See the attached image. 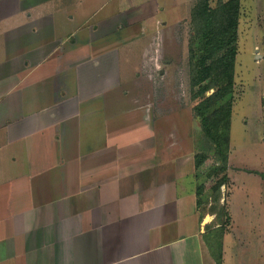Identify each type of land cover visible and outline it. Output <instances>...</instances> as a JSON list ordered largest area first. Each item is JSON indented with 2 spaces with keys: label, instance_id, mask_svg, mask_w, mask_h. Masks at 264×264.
<instances>
[{
  "label": "crops",
  "instance_id": "crops-1",
  "mask_svg": "<svg viewBox=\"0 0 264 264\" xmlns=\"http://www.w3.org/2000/svg\"><path fill=\"white\" fill-rule=\"evenodd\" d=\"M180 1L0 0V70L20 66L13 77L0 73V108L44 107L37 97L49 86L50 108L76 114L75 126L64 113L58 117L59 128L75 129L71 142L66 136L76 146L74 171L42 169L39 177L50 172L59 189L60 177L73 171L82 193L117 194L58 202L60 217L45 223L49 231L42 219L54 202L22 200L20 219L27 221L18 233L16 218L4 210L0 264H216L196 208L194 153H173L159 142L150 108L135 97L150 82L140 68L147 49ZM108 146L113 158H106ZM71 206L82 212L70 216ZM33 219L41 222L30 225ZM95 230L98 247L89 236L87 247L76 248V232ZM222 264H229L225 246Z\"/></svg>",
  "mask_w": 264,
  "mask_h": 264
},
{
  "label": "rangeland",
  "instance_id": "rangeland-1",
  "mask_svg": "<svg viewBox=\"0 0 264 264\" xmlns=\"http://www.w3.org/2000/svg\"><path fill=\"white\" fill-rule=\"evenodd\" d=\"M197 1L172 2L171 6L177 9L173 17L164 21L165 27L158 33L157 44L147 49V60L140 67L141 72L149 73L150 82L142 83V90L135 97L138 103L143 102L150 108L155 125L160 128L159 142L171 146L173 153L180 151L199 155L195 163L194 186L195 189L197 186L202 189L203 218L210 217L206 221L201 220L205 237L212 244L219 237L222 227L217 226L224 220L220 208L224 205L230 215L229 224H223L225 231L222 235V252L225 246L227 262L264 264V178L260 175L264 172V0H238L236 55L226 147L216 141L220 140L218 128H222V124H218L216 131L209 135L203 130L200 117L193 112L194 105L201 99L192 97L188 77V50L195 32L190 10ZM217 1L208 0L209 6L214 7ZM19 68V65L2 67L0 73L13 77L20 73ZM211 91L208 90L205 95ZM46 93V96L37 97L39 103L43 100L44 107L0 108V220L7 209V216L16 218L17 233L24 231L21 229L27 221L20 219L22 200L54 202L49 209H44L47 212L42 219L45 231H49L51 226L45 227V223L51 220L55 225L60 217L56 213L61 207L58 202H71V199L79 202L88 198L98 201L100 197L115 200L117 196L111 189L101 194L82 193L79 185H74L72 153L76 146L73 148L71 143L68 144L66 136L71 138V142L74 137L71 130L75 129L69 127V130L67 124L59 128L58 117L64 113L69 125L75 126L77 122L73 116L76 114L72 109L50 108L51 87L47 86ZM86 113L92 115L96 111L89 109ZM14 116L16 119H13ZM21 122L25 127H21ZM108 147L106 158H113V147ZM224 152L227 153V160L223 164L221 156ZM123 166L131 167L128 164ZM51 168L73 170L69 175L60 177L64 183L59 189L55 187L50 172V175L43 172L39 177L42 169ZM22 169H27L29 173H22ZM222 176H225V184L213 191L211 186ZM94 178L89 179L91 184L96 183ZM30 179L36 183H29ZM78 208L76 206L74 210L71 206L69 215L78 216L82 212ZM40 222L33 219L29 224L39 225ZM3 232L0 224V235ZM76 233L80 238L75 240L76 248L87 247L89 236L91 245L98 247V230Z\"/></svg>",
  "mask_w": 264,
  "mask_h": 264
},
{
  "label": "trees",
  "instance_id": "trees-1",
  "mask_svg": "<svg viewBox=\"0 0 264 264\" xmlns=\"http://www.w3.org/2000/svg\"><path fill=\"white\" fill-rule=\"evenodd\" d=\"M238 14V0H218L214 7L209 6L208 0H198L190 10V21L195 32L188 50V77L190 89L193 91L192 97L194 99L201 97L194 105L193 112L200 117L202 128L209 135L216 131L218 124H222V128H218L220 140L216 139V141L218 145L221 144L224 147L227 146L229 136L230 92L232 91L236 55ZM197 86L198 88L195 89ZM210 89L212 91L205 95ZM214 105L215 107L211 108ZM194 158L196 163L199 155L194 154ZM221 159L224 164L227 160V153L224 152ZM260 175L264 178V172ZM223 184H225V176L215 181L211 186L212 190H219ZM201 190L200 186L195 189L196 208L200 221L204 215L201 208ZM220 208L224 220L218 222L217 227H222L218 233L219 237L212 244L202 232L216 264H222V235L225 231L223 224L227 226L230 220L227 208L224 205Z\"/></svg>",
  "mask_w": 264,
  "mask_h": 264
},
{
  "label": "bare ground",
  "instance_id": "bare-ground-1",
  "mask_svg": "<svg viewBox=\"0 0 264 264\" xmlns=\"http://www.w3.org/2000/svg\"><path fill=\"white\" fill-rule=\"evenodd\" d=\"M209 218H210L209 216H206V217H205V221L208 220Z\"/></svg>",
  "mask_w": 264,
  "mask_h": 264
}]
</instances>
